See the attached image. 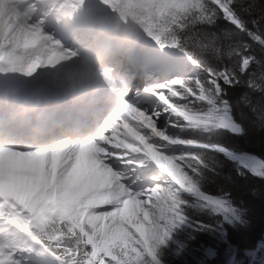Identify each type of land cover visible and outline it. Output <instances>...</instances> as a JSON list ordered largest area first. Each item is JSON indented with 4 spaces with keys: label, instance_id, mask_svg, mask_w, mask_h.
Here are the masks:
<instances>
[{
    "label": "snow or ice",
    "instance_id": "obj_1",
    "mask_svg": "<svg viewBox=\"0 0 264 264\" xmlns=\"http://www.w3.org/2000/svg\"><path fill=\"white\" fill-rule=\"evenodd\" d=\"M118 9L144 46L108 110L46 141L0 110V264H161L190 213L239 219L229 191L208 190L226 165L264 179V160L247 167L223 139L264 128V0H78L70 20L23 0L0 15V89L75 55Z\"/></svg>",
    "mask_w": 264,
    "mask_h": 264
},
{
    "label": "trees",
    "instance_id": "obj_2",
    "mask_svg": "<svg viewBox=\"0 0 264 264\" xmlns=\"http://www.w3.org/2000/svg\"><path fill=\"white\" fill-rule=\"evenodd\" d=\"M223 139L229 145H235L243 149V153L255 155L264 160V128L257 127L250 131L243 140L232 138L230 133H225ZM221 188L229 191L233 204L240 209V218L243 223L227 226L228 243L236 252L233 264H260L264 258V248L257 254L259 260L254 262L253 253L260 244H264V179H259L250 174L237 175L231 164L223 168L221 177L216 178L208 185V190L215 194ZM193 220L202 221L206 228H194L190 235L193 239L201 240L206 245L212 246L216 256L208 264H230L231 255L228 252L229 245L218 237H213L211 221L205 216H197L190 213ZM169 255L165 258V264H182L177 256L165 248ZM262 255V256H261ZM177 258V259H176Z\"/></svg>",
    "mask_w": 264,
    "mask_h": 264
},
{
    "label": "rangeland",
    "instance_id": "obj_3",
    "mask_svg": "<svg viewBox=\"0 0 264 264\" xmlns=\"http://www.w3.org/2000/svg\"><path fill=\"white\" fill-rule=\"evenodd\" d=\"M6 1V0H5ZM23 1V0H21ZM48 1V0H47ZM78 2V0H77ZM23 4V3H22ZM48 4H50L48 2ZM10 4H9V0H7L6 2L4 3H1L0 2V15H10L12 13L9 12L8 8H9ZM58 6V5H57ZM52 10H54V7L52 8ZM118 11H121L120 9H118ZM126 12L127 10H122V12ZM129 12V11H127ZM104 16H107V15H104ZM132 13L129 12V16H128V19H131L132 20ZM113 22H116V20H113L110 22V24H113ZM116 24V23H115ZM114 24V25H115ZM104 25H107V24H102L101 26L103 27ZM102 27H101V31H102ZM126 29H128L131 34L136 38L138 39L142 37L141 35V32L140 35H138L134 30L133 28L128 24L127 26H124ZM108 30H110V28H108ZM116 30H120L121 31V27L120 26H117L116 25ZM115 30V31H116ZM140 30V29H139ZM117 32V31H116ZM130 32H129V35L130 36ZM122 34H125V36H127V33L123 32ZM111 36H119L118 34L116 33H109V32H106L105 33V36L106 37H110ZM127 36V37H128ZM81 38V37H80ZM122 38H125V37H122ZM131 40H134L133 37H131ZM80 45L82 44V42L80 41L79 42ZM92 44V42H91ZM91 44H88V45H85L83 46V48L81 49V46H79L78 48L80 49L78 51V54L80 55H83V57H80L78 58V60L80 59L82 61V63L78 64L77 66L79 65H82L83 67H85V64L89 67L88 69V73L90 74H102L103 72H106L107 73V77L109 78V80L111 81V78H110V74L108 73V70H100L101 67H95L93 64H91V61L87 59V57L89 56V52L90 51H87V50H91L92 48V45ZM131 46V45H130ZM42 54L43 55H47L48 52L47 51H43L42 50ZM71 55V54H70ZM69 60L68 63H59L57 64L55 67L51 68L48 70L47 73H45L46 77L43 76L41 79L39 80H36L35 82H37L36 84H38V82H40L39 86H42V83L44 81V78H45V81L49 84H51L50 88H48L50 91H48L47 89L45 90L46 93L50 92L51 94H55L56 93V89L58 87V85L55 83V82H59L61 81V79L66 75L67 77H69V75L71 76L72 74H69L71 72V70H69V68H71V66L74 67V62L73 60H70L72 59L70 56H67ZM69 64V66H67ZM61 66V67H60ZM81 70L85 71L84 69H80L79 73H78V76H83V75H87V72L86 74H81ZM99 71V72H98ZM55 72H63L64 75L60 76V77H55L53 78V74L55 75ZM111 73V72H110ZM81 74V75H80ZM43 75V74H42ZM41 75V76H42ZM52 75V76H51ZM72 77V76H71ZM47 78L51 79V80H54L55 82L51 81V80H48ZM69 79V78H68ZM66 82H63V84H65ZM115 83V82H113ZM12 84V83H11ZM33 86H36V85H33L30 86V87H26V88H29V90H32L33 89ZM38 86V89L39 91L42 89V94H44L43 92V88L39 87ZM110 86H112L110 84ZM109 86V87H110ZM23 88V87H21ZM32 88V89H31ZM59 89V88H58ZM18 93L17 94H25L26 96H29L31 97V94L28 93L27 91L28 90H22V89H17ZM114 91L118 93L119 95V92H120V89L117 91L116 87L113 86V89L111 88V90L107 91L108 94H111L113 95L114 94ZM11 94L13 93V91H10ZM53 92V93H52ZM41 93V92H40ZM15 94V93H13ZM39 94V93H38ZM45 95V94H44ZM36 97V95H34ZM47 96V95H46ZM53 98H55L54 96H52ZM43 97L39 94L36 98V100H40L42 99ZM34 100V98H33ZM243 155H248L246 153H243ZM251 155V154H249ZM254 157H257L255 155H252ZM261 159V158H260ZM241 160L244 164H246L247 167L249 168H256L257 165H258V161H244L241 157ZM262 160V159H261ZM251 175V174H250ZM253 176V175H251ZM256 178H258V176H254ZM260 179V178H259ZM197 214V213H195ZM205 216V218L209 221H211V224L212 225V230H211V234L213 237H218L222 240V242L224 243H227L229 245V249H228V252L229 254L231 255V258H230V264H233L235 262V258H236V252H235V249L233 246H231L229 243H228V240H227V235H228V232H227V226L228 225H234L235 223L237 224H241L243 223L242 219L239 217V219L233 221V222H221L219 221L218 219L214 218V217H211V216H208V215H205V214H197V216ZM196 220H193V226H190V227H187V228H182L180 230V232L183 233V236H180L179 239L173 238V240L169 241L168 244L166 246H164L160 252H159V259L161 261V264H165V258L168 257L169 255V251H166L165 252V248H168L170 249L171 248V253L175 256H177L178 258V261H180L182 264H208L209 261H211L215 256H216V251L215 249L212 247V246H209V245H206L204 242H202L201 240H195L193 239L194 236L190 235L191 231L195 228L194 227V223H195ZM177 236L180 235V233H177L176 234ZM262 248H258L254 253H253V256H254V262H256V260H259L257 254H259V250H261ZM262 256V255H261ZM176 258V259H177ZM261 260H264V258H262ZM259 260V262L261 261Z\"/></svg>",
    "mask_w": 264,
    "mask_h": 264
},
{
    "label": "bare ground",
    "instance_id": "obj_4",
    "mask_svg": "<svg viewBox=\"0 0 264 264\" xmlns=\"http://www.w3.org/2000/svg\"><path fill=\"white\" fill-rule=\"evenodd\" d=\"M52 1H55L58 3L57 4L58 6L56 7V11L53 14L59 13L60 15L63 16V18L70 20L73 13L75 12L76 6L78 4L77 0H49V3ZM0 2L4 3L5 0H0ZM21 3H23V1H21ZM47 3H48V1H47ZM16 9H18V8H16ZM49 9H51V8H49ZM112 19L115 20L111 14H107V16L101 15L98 18H96L89 26H87L82 31V33H85V35H88V36H95L99 32H101V27H102L101 25L102 24H110ZM43 51H46V50H43ZM67 60H69V59L66 56V58L62 62L68 63ZM70 60H72V59H70ZM67 66H69V64ZM113 71H114V69H113ZM83 73L86 74L85 71L81 70V74H83ZM83 76H85V75H83ZM92 79H93V86L98 88V89L105 90L111 84V81L107 77L106 72H103L102 74H95V75H93ZM12 83L13 84L17 83V87H19V88L32 86V81L29 78H25V77H21L19 80L14 81ZM42 86L44 87V90L47 89L48 91H50L48 88H50L51 84L47 83L45 81V78H44V81L42 83ZM36 87H38L37 84H36V86H33V89H32L33 96L32 97H30V98L26 97V98H23L21 100L20 109H23V112H26V109L28 111L30 107H32V109L37 108V104L35 103L33 98L35 97L34 95H39L40 91L38 89H36ZM51 88H52V86H51ZM66 96L72 97V95L70 93H67ZM43 99L46 102L47 106H49V107H51L53 105L54 101L57 100L56 98H53V97H47V98H43ZM0 101H1V99H0ZM0 110H3V107L1 104H0ZM21 115L26 116L27 114L22 113ZM8 116L12 117L11 115H8ZM23 122H24V120H23ZM241 157L244 161H254V160L257 161L256 157H254V156L242 155Z\"/></svg>",
    "mask_w": 264,
    "mask_h": 264
},
{
    "label": "clouds",
    "instance_id": "obj_5",
    "mask_svg": "<svg viewBox=\"0 0 264 264\" xmlns=\"http://www.w3.org/2000/svg\"><path fill=\"white\" fill-rule=\"evenodd\" d=\"M20 129L26 137L31 135V128L29 126L20 127ZM75 131H77V129L63 128V129H60L58 131H55L53 134L54 135H63V134H67V133H74Z\"/></svg>",
    "mask_w": 264,
    "mask_h": 264
},
{
    "label": "water",
    "instance_id": "obj_6",
    "mask_svg": "<svg viewBox=\"0 0 264 264\" xmlns=\"http://www.w3.org/2000/svg\"><path fill=\"white\" fill-rule=\"evenodd\" d=\"M261 247H262V245L259 246V248H261Z\"/></svg>",
    "mask_w": 264,
    "mask_h": 264
}]
</instances>
